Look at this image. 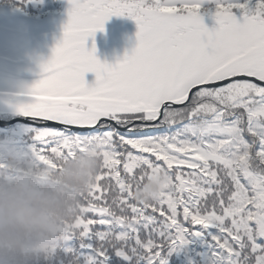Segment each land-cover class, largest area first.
Here are the masks:
<instances>
[{"label": "snow or ice", "instance_id": "6c2138e0", "mask_svg": "<svg viewBox=\"0 0 264 264\" xmlns=\"http://www.w3.org/2000/svg\"><path fill=\"white\" fill-rule=\"evenodd\" d=\"M68 3L16 106L31 120L22 150L52 169L88 151L100 167L43 264H168L192 244L199 264H264V0ZM111 16L137 26L114 64L86 47ZM162 171L156 201L133 198Z\"/></svg>", "mask_w": 264, "mask_h": 264}, {"label": "clouds", "instance_id": "9594fccd", "mask_svg": "<svg viewBox=\"0 0 264 264\" xmlns=\"http://www.w3.org/2000/svg\"><path fill=\"white\" fill-rule=\"evenodd\" d=\"M0 157L21 169L0 180V264H31L46 254L38 239L57 242L63 237L80 197L95 181L100 162L91 152L77 153L61 160L58 169H48L47 179H40L37 166L25 163L29 154L14 144L0 141ZM167 184L165 172L150 175L134 189L133 198L154 202Z\"/></svg>", "mask_w": 264, "mask_h": 264}, {"label": "rangeland", "instance_id": "374dc122", "mask_svg": "<svg viewBox=\"0 0 264 264\" xmlns=\"http://www.w3.org/2000/svg\"><path fill=\"white\" fill-rule=\"evenodd\" d=\"M60 11L43 17L24 15L16 8L0 6V118L19 116L16 106L29 103L31 97L25 93L41 78V65L51 55L52 48L62 38L63 26L67 22L68 0H62ZM208 28L214 19L203 16ZM136 23L127 16H111L104 23L103 31H96L86 41V47L95 43V55L101 62L114 64L125 52H130L136 44ZM93 73H85V81L91 84ZM28 124L17 122L9 130L23 134Z\"/></svg>", "mask_w": 264, "mask_h": 264}, {"label": "trees", "instance_id": "16d2710c", "mask_svg": "<svg viewBox=\"0 0 264 264\" xmlns=\"http://www.w3.org/2000/svg\"><path fill=\"white\" fill-rule=\"evenodd\" d=\"M61 1L62 0H0V6L6 5L9 7H14L27 15L39 16L60 10ZM9 128L0 127V141H8L19 149H24L28 140L27 133L25 132L23 134H15L11 132ZM29 157L30 159L26 160L25 163L27 165L34 163L37 166V175L39 178L47 179V170L52 168L40 166L32 160L30 155ZM27 170L31 171V167H28ZM19 171H21V169L16 168L8 158L0 157V180H8ZM55 243L56 242L46 239L37 240V244L39 247L44 249L45 253L47 249ZM199 250L200 247L198 244L189 245L187 248L179 252H174L171 255H168V264H199V257L196 255ZM31 264H43V261L42 259H39L31 262Z\"/></svg>", "mask_w": 264, "mask_h": 264}, {"label": "water", "instance_id": "95a60500", "mask_svg": "<svg viewBox=\"0 0 264 264\" xmlns=\"http://www.w3.org/2000/svg\"><path fill=\"white\" fill-rule=\"evenodd\" d=\"M17 122L30 124L31 120L29 118H23L21 116H16V117H13V118H10V119H1L0 118V127L7 128V127L12 126L13 124H15Z\"/></svg>", "mask_w": 264, "mask_h": 264}]
</instances>
